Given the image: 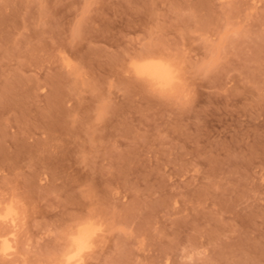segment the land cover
Here are the masks:
<instances>
[{"label":"rangeland","instance_id":"1","mask_svg":"<svg viewBox=\"0 0 264 264\" xmlns=\"http://www.w3.org/2000/svg\"><path fill=\"white\" fill-rule=\"evenodd\" d=\"M8 209L0 264H63L88 223L81 264H264V0H0Z\"/></svg>","mask_w":264,"mask_h":264},{"label":"bare ground","instance_id":"2","mask_svg":"<svg viewBox=\"0 0 264 264\" xmlns=\"http://www.w3.org/2000/svg\"><path fill=\"white\" fill-rule=\"evenodd\" d=\"M155 57L151 56V58H142V61L139 60V63L136 64L137 73L148 76L154 81V83L162 88L169 86L173 88L171 85L175 79L178 78L175 74L176 70H174V66H172L171 63H168L165 59L164 61L163 58L160 59L159 57V59H157ZM2 217L5 221L4 224L8 223L10 226L6 231L5 228H2L4 229L3 231L2 229L0 230V244L2 243V251L4 256L6 255L8 257L9 255L11 256L14 249H16L14 246V238L18 232L17 228H19L20 225L18 226V216L12 211V209H8ZM82 225L72 234L71 247L64 255L63 264H81L83 261V254H85L84 251L90 248L91 244H93L92 241L95 237V228L89 223ZM14 253L12 255H14Z\"/></svg>","mask_w":264,"mask_h":264},{"label":"snow or ice","instance_id":"3","mask_svg":"<svg viewBox=\"0 0 264 264\" xmlns=\"http://www.w3.org/2000/svg\"><path fill=\"white\" fill-rule=\"evenodd\" d=\"M79 242V241H78Z\"/></svg>","mask_w":264,"mask_h":264}]
</instances>
